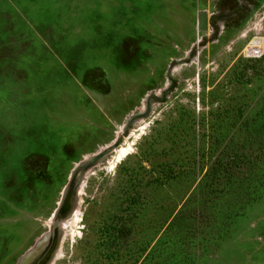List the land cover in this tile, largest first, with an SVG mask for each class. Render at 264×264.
I'll return each mask as SVG.
<instances>
[{
	"label": "rangeland",
	"instance_id": "rangeland-1",
	"mask_svg": "<svg viewBox=\"0 0 264 264\" xmlns=\"http://www.w3.org/2000/svg\"><path fill=\"white\" fill-rule=\"evenodd\" d=\"M51 232L43 264H264V0H0V264Z\"/></svg>",
	"mask_w": 264,
	"mask_h": 264
},
{
	"label": "water",
	"instance_id": "water-1",
	"mask_svg": "<svg viewBox=\"0 0 264 264\" xmlns=\"http://www.w3.org/2000/svg\"><path fill=\"white\" fill-rule=\"evenodd\" d=\"M206 26H207L206 21L204 20L203 21V28H206ZM57 227H58V225H57ZM52 233L53 232H51L48 236H46L45 239L43 241H41V244L37 245L36 249H33L34 251H32L30 254L26 255L24 257L23 262L19 261L18 264H43L44 261L46 262L45 259L47 256L44 258L45 255L43 254V252L47 251L46 249H47L50 241L52 240ZM40 254H43L42 257H40L41 256Z\"/></svg>",
	"mask_w": 264,
	"mask_h": 264
},
{
	"label": "bare ground",
	"instance_id": "bare-ground-1",
	"mask_svg": "<svg viewBox=\"0 0 264 264\" xmlns=\"http://www.w3.org/2000/svg\"><path fill=\"white\" fill-rule=\"evenodd\" d=\"M126 155V154H125ZM22 262V261H21Z\"/></svg>",
	"mask_w": 264,
	"mask_h": 264
}]
</instances>
